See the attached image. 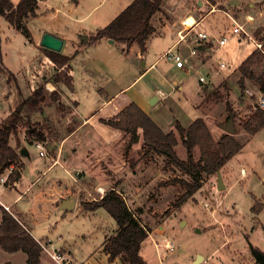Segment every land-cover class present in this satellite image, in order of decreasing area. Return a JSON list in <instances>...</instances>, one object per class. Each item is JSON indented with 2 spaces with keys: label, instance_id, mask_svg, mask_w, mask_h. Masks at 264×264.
<instances>
[{
  "label": "rangeland",
  "instance_id": "rangeland-1",
  "mask_svg": "<svg viewBox=\"0 0 264 264\" xmlns=\"http://www.w3.org/2000/svg\"><path fill=\"white\" fill-rule=\"evenodd\" d=\"M16 1L13 0L14 3ZM49 1L61 11L55 12L56 15L52 18L49 16L54 10L42 11L36 17H31L26 22L29 37L0 15V124L7 120L19 103L25 101L20 110L21 122L17 124L16 135L11 136L12 144L17 136H23L21 145L26 144L24 137L26 140H35V131L42 132L44 136L43 142L36 141L41 143L44 156L39 155L40 148L36 145H29L30 156L25 158L23 165L24 182L28 183L39 169L50 163L49 156L55 153L60 136L79 124L81 117L91 113L92 117L77 128L82 129H75L64 140L66 142L62 153L63 164L70 169V162H73L82 170L71 171L70 178L62 168L56 166L44 177L47 179L59 174L62 179H67L72 188L74 187L70 193L74 194L77 203L67 211L54 208L48 214L47 220L40 221L37 227H32L34 235L41 238V241L49 237L54 243L52 247L69 253L79 263L122 264L118 257L114 258V263L111 262L103 249L104 240L116 230L115 220L103 208L85 210L79 204L81 198L90 202L100 199L101 194L97 187L106 191L112 185L122 190L128 207L140 213L139 219L157 243H162L164 238H168L175 244L172 251L159 247V258L151 237L147 236L141 244L140 254L149 264H258L251 254V247L264 252V211L256 214L258 218L254 214L256 209L264 207V125L254 134L245 131L243 122L257 107L255 96L249 98L257 84L247 80L244 95L240 96L236 80L239 70L236 68L232 71L253 47L258 49L255 43L245 37V42L236 44L234 37L237 34H232L230 21L218 13L221 11H213L216 13L211 17L223 19L220 30L228 36V40L223 48L215 49L211 55L209 64L213 65L210 68L199 65L193 69L178 70L168 58L162 57L155 69L144 77L137 78L123 90L128 89L124 94L127 98L130 95H138L141 89L146 90V86L150 84L165 93L168 87L161 83L162 78L158 72L168 78V81L177 79L178 83H182L183 89L177 88L167 95V99L158 98V101L150 106L151 114L162 124H166L167 118L179 119L182 124H186L192 118L202 117L215 139L224 132L221 126L229 121L231 114L233 115V135L242 143V147L223 166L222 177L226 187L216 188L217 181L216 186L213 184L217 178L216 174L204 176L203 182L193 195L176 207L174 202L185 187L179 182H165L175 177L189 180V177L181 171H171L167 168L163 156L151 153L143 157L140 128L135 140L134 135L115 130L100 121L103 115H113L109 107L99 108L101 95L96 89L102 87L110 92L130 81L136 70L142 66L143 59L137 56L136 50L126 53L122 49L125 44L121 42H116L107 52L85 48L70 60L74 72V90L65 87L63 83L53 84L50 79L57 67L35 46V39L43 27L70 34L76 24L62 7V0ZM120 1L123 0H103L82 23L83 27L88 30L106 25L117 14L114 13L113 7H116L117 3L121 4ZM195 1L163 0V12L155 14L153 19L155 26L165 15H180L191 4L195 5ZM234 1L244 7V10H248L250 3H253V24L264 22V0ZM225 2L228 3V0L213 1L216 9H224ZM204 4L206 6L203 11H206L210 4L205 0ZM42 8L40 5L39 11ZM259 8L263 10L261 16L258 15ZM240 10L234 15L243 23V12L240 14ZM262 27L264 29V26ZM245 28L252 29L249 24H246ZM206 31L219 37L218 33L210 29ZM170 40V34L159 35L155 32L150 48L144 56L146 64L155 59L160 48ZM97 54L107 55L111 61L116 59V62H113L115 68L110 66L107 69L95 62ZM119 54L124 57L118 59ZM220 60L226 63L229 60L230 65L227 63L226 67L221 68ZM2 65L14 75L10 76L2 71ZM228 70L232 71L231 74L224 76L229 73ZM199 76H204L208 84L216 83L219 77L223 76L220 82L224 81V84L218 86V82L213 86L200 88ZM48 83L53 87L50 88ZM213 88L219 96L212 91ZM35 89H40V95L29 100ZM199 89L198 99L196 91ZM53 91L57 94H53ZM74 99L78 101L77 105H74ZM175 150L179 157L185 158L186 149L181 140ZM194 156H199L197 147L194 149ZM88 165H91L92 169L89 170L90 174L86 175L84 170H87ZM241 166L246 170L245 175H241ZM5 173H8L7 170ZM94 182L99 183V186L92 185ZM254 200L257 201L255 211L252 208ZM204 201L208 203L207 207L202 205ZM28 226L31 229L30 225ZM17 254L19 253L7 252L0 248V264H22ZM41 255L43 262L51 263L44 249Z\"/></svg>",
  "mask_w": 264,
  "mask_h": 264
},
{
  "label": "trees",
  "instance_id": "trees-1",
  "mask_svg": "<svg viewBox=\"0 0 264 264\" xmlns=\"http://www.w3.org/2000/svg\"><path fill=\"white\" fill-rule=\"evenodd\" d=\"M38 1L17 0L14 3L13 0H0V15L29 37L26 20L35 14ZM162 1L131 0L106 25L90 34L88 43H94L101 38H108L115 42L124 43L123 50L125 52L133 44H137L140 51L143 52L147 40L156 31L151 23V18L161 9ZM39 50L57 67V71L50 81L55 85L63 83L65 87L73 89L72 77L68 73L73 55L68 56L45 47H39ZM1 70L10 76L14 75L9 69H4L3 65ZM238 70L237 84L240 89V96L244 95L247 80L256 83L258 89L264 93V53L261 50L252 51L238 66ZM214 90L215 88L212 89V91ZM52 93L57 94L56 91ZM216 94L219 96L217 92ZM39 95L40 89H35L29 100H33ZM24 103L25 101L19 103L11 111L7 120L0 124V177L11 168L4 184H12L21 179V169L24 165L20 160L18 151L21 144L17 140V143L12 145L10 139L11 136L16 135L17 124L21 122L20 110ZM230 116L233 118L232 114ZM100 121L123 133L132 135H135L140 128L144 147L142 156L145 157L151 153L163 156L167 168L171 171H181L189 177V180L175 177L165 182H179L185 187L183 193L174 202L176 207L188 199L201 185L204 176L216 174L242 147V143L233 134L226 131L215 139L202 117H196L187 126H183L178 120H175V129L164 131L135 102L128 103L113 116L101 117ZM263 125L264 108L259 107L254 108L250 117L243 122L245 131L250 134H254ZM177 135L186 149L185 158L179 157L175 150V146L178 144ZM35 138L36 141L43 140V133L35 131ZM26 142L31 144L34 141L28 139ZM196 147L199 149L197 158L194 156ZM79 204L85 210L103 208L115 220V232L103 242V249L110 260L118 257L122 264H148L140 254V247L148 236V230L139 217L128 207L120 191L112 186L105 191L100 199L90 202L81 198ZM255 204L252 206L254 211ZM259 210V208L256 209V212ZM0 248L7 252L18 250L24 252L26 259L22 264H52L42 261L40 240L32 235L31 229L25 221L4 207H1Z\"/></svg>",
  "mask_w": 264,
  "mask_h": 264
},
{
  "label": "crops",
  "instance_id": "crops-1",
  "mask_svg": "<svg viewBox=\"0 0 264 264\" xmlns=\"http://www.w3.org/2000/svg\"><path fill=\"white\" fill-rule=\"evenodd\" d=\"M80 1H81V3H80ZM102 2H103V0H62L61 5L68 12L69 18L76 24L75 28L70 32V34H68V32H66V31L51 30V29H55V28L50 29L47 27H43L41 29V32L38 33V36L35 39V46H37V48L38 47L49 48V49L55 50L59 53H63V54L68 55V56H72V55L76 56L79 51H82L85 48H94V50L97 49L99 51L107 52V50H109L111 47H113V45L116 42L115 41L110 42V40L108 38H101L94 43H88L90 34H92L96 29L100 28L101 26L87 30L82 25V23L87 19L88 15L91 13V11L95 7H97L99 4H101ZM120 2H121V4L117 3L116 7H113L114 13L118 14L127 4H129L131 2V0H126V2H125V0H123ZM228 3L230 5H228ZM228 3H226V6L224 5L225 6L224 9H226L227 11L232 13L233 15L236 14L238 9H241L239 11V13L241 14L243 12L242 17H243L244 25L249 24V26H251V28H252L251 30H249L247 28L249 34L253 37V39L255 41H259V42L264 43V34H263L264 29L262 27V26H264V22H262L260 24H256V25L253 24V22L255 21L254 14L251 12V9H252L251 6H253V3H250V7L248 8V10H244V7H240L239 4H236V2L234 0H228ZM40 5L43 6L41 11H39ZM53 5L54 4L49 0H39L38 6L35 10V14L32 16H29L27 18L26 22H28L31 17H34V16L36 17L37 14L42 13V11L49 12L51 10H54V13L52 15H50L49 18L54 17L56 15L55 12H59V11H61V9L57 5H54V6ZM162 6L163 5H161V9L158 12H156L155 14H157V13L161 14V12H163ZM205 6L206 5L204 4V0H196L195 5L191 4L186 10H184V12H181L180 15H177V16L175 15V17L174 16L170 17L168 15H165L162 19L158 20L157 26H155L154 21H153V19L155 17V14H154L151 18V23L153 24V26L156 29L155 32L158 33L159 35L170 34L171 40L168 43H166V45L163 48H160L159 55L155 59L150 60L148 62V64H146V58L144 56L146 55L147 51L150 48L152 36L149 37V39L147 40L146 47H145V50L143 52L140 51L137 44H133L132 46H130L128 48V50L126 51V53H129L131 50H136L137 56L140 57L141 60L143 59V61L141 62L142 66L136 70L133 78L130 81L120 85L118 88L112 89V90H110V92L107 89H104L102 87H99L98 89H96V91L99 93V95H101V105L99 106V108L103 109L105 107H109V109L112 111L111 115H114L121 108H123L125 105H127L128 103L135 102L142 110H144L146 113H148L151 116V118H153V120L162 128V130H164V131L174 130L175 129L174 122H175V120L179 121V119L173 120V119L167 118L166 124H162L160 122V120L159 121L156 120L157 118H155L153 116V114H151L150 106H152L155 102H157L158 98L167 99L168 96L170 94H172L177 88L182 90L183 89L182 83H178L177 79H172V81H168V78H166L160 72H158V74L162 78L161 83L164 84V86L168 87V89L166 90L167 92H165L166 93L165 97H159L157 90H161V89L159 87L155 88V87H153V85L150 86V84H148L149 86H146V90L141 89L140 93H137L138 95H136V94L132 95V96L130 95V97H127V98L124 97V94L128 89L125 91H123V90L126 89L127 87H129L137 78H139L141 76L144 77L146 74H148L153 69H155L158 61L162 58L161 57L162 53L167 48L171 47L175 43V41L177 39V31H178V29L181 28L180 21L183 17L192 16L197 21L202 19L197 24L196 30L197 29H202V30L210 29L211 31L218 33L219 36H225V33L221 32V30H220V28L222 27V25L224 23L223 19L220 17H211V15H213L216 12H211L209 14H206L207 10L203 11V8ZM218 13H221V15L225 19L229 20L224 15L223 12H218ZM262 13H263V10L261 8H259L258 9V15L261 16ZM81 29H84V30H81ZM155 32H154V34H155ZM232 34H237L234 37L236 44H242L243 42H245V40L248 39L247 37H246L247 38L246 39L245 36L240 34V33H232ZM83 35H86V37H87L86 41L83 40V38H82ZM46 38L51 39V41H53V44H55V46H48V45L44 44L43 39H46ZM260 38H262V39H260ZM248 40H250V39H248ZM186 42L189 45H194L196 43V37L195 36H187ZM186 42L185 41L179 42L178 44L175 45V49H177L183 56H186L189 62L193 63L194 66L206 65V66H208V68H210L213 65V64H209V60H210L211 55L213 54V52L217 48H214L212 50L211 49L212 44L207 45L205 47L200 46L197 48V54L196 55L188 56L189 47L186 45ZM122 44H124V43H122ZM224 46H222V48ZM123 47H122V49H124ZM218 48L220 49L221 47H218ZM255 49L256 48L253 47V49L245 56V58ZM122 52L123 51H121V53ZM44 57L47 58L46 56H44ZM123 57L121 56V54H119V56L117 55L118 59H122ZM110 59H112V58H110ZM229 59H231V58H229ZM94 61L98 62L101 66H103L107 69L110 68V66H112V68H115V64L113 62H116V59L111 61V60H109V56H107V55L105 56L103 54H100V55L97 54V57L94 58ZM169 61L172 62L174 64L175 68H177L178 70L179 69L181 70L182 68H186L188 70L187 66H185V65L182 67H177L175 65L174 61H172L170 59H169ZM220 61H222V60H220ZM227 63H229V65H230L229 60L227 61ZM227 63H226V66H227ZM240 64H238L236 67H233L232 71L236 68L238 69V66ZM232 71L228 70L229 73H227L224 76L230 75ZM68 73L72 77V84H73V90H74V88H75L74 87L75 86L74 79H73L74 72L70 68ZM111 77H113V76H111ZM222 77L223 76H220L219 80L216 83H211V84H208L206 82V78H205V81H203V82H200L198 79V81L200 82V88L206 87V86L207 87L213 86V84H218V82H220V80H222L221 79ZM238 77L236 78V80L238 79ZM113 78H111V79H113ZM222 83L224 84V81H221L218 84V86L223 85ZM152 89H154V90H152ZM209 89H211V87H209ZM161 91H163V90H161ZM199 91H200V89L196 91L198 99L200 98V96L198 94ZM152 95H154V96H152ZM77 104H78V101L76 99H74V105H77ZM104 116L105 115H103V117ZM90 117H92V113L86 117H81L79 124H77L73 128H70V130H68L64 135L59 137V142H58V145L56 146L57 148L55 147V153L52 156L51 155L49 156L50 163H48L43 168L39 169L37 174L34 175L33 177H31V180L28 183L24 182L23 168L21 169V179L19 181H15L12 184H4V183L0 182V221H1V207H4L7 210H9L10 212L15 213L16 215H18L22 219L24 218L25 223L27 225H30V227H31L32 235L36 239H41V238L36 237V235H34L32 227L33 228L37 227L40 225V221L47 220L48 214L50 212H52L54 210V208H58L59 210H64V211L69 210L70 208L69 209H61L59 207L62 200L65 198L72 197L75 200L74 206L72 208L75 207V205L77 203L76 198L74 197V194L70 193V191L72 189H74V187L72 188L71 184L69 183V181L67 179H62L59 174H55V175H53L47 179H44V177L48 174V172H50L56 166H59L60 168H62L64 170V172L69 177L71 176L70 174H72L71 171L77 170L78 172H80L82 170L79 166H76L78 164H74L73 162L71 163L70 160H69V162H70V164H72L71 165L72 168L68 169L67 166H65L62 162V157H63L62 153L64 150V144L66 142L64 140L68 137V135L70 133H72L75 129L77 130V128L80 127L84 122H86ZM194 119L195 118L190 119L186 124H182L180 121L179 122L183 126H187ZM80 129H82V127L79 128L77 131H79ZM115 130H117V129H115ZM22 138H23V136L22 137L17 136L14 138L15 143L12 144L11 139H10V143L12 145H15L17 143V140H19V142L22 143V141H23ZM123 138H124V136H123ZM24 140L26 141L25 137H24ZM177 140H178V143H179V140H181L178 135H177ZM33 141L34 142L31 144L24 142L26 144L20 145V147L18 148V151H20V149L22 147H25L28 151L29 145L30 146L35 145L36 139ZM39 141L43 142V140H39ZM129 152H130V149H129ZM29 156H30L29 151H28V156L20 155L21 162H23V164H25V158L29 157ZM41 156H44V155H41ZM87 160H89V159H87ZM12 166H14V165L12 164ZM223 166L221 167V169L219 171L221 173L222 182H223L224 188H225L226 186H225V183H224L223 177H222L224 175L223 174L224 173ZM49 168H51V169L48 171ZM91 169H92V166L88 165L87 170H84L86 175L90 174L89 170H91ZM6 174L7 173L4 172L2 174V176L6 175ZM243 174L244 175L246 174V170L244 167L241 166V175H243ZM209 176L210 175H208V177ZM216 177H217V175H216ZM215 181H217V178L215 179ZM92 185L99 186V183L95 184V182H94V184H92ZM110 187H112V185H110ZM117 190H118V188H117ZM118 191H120L121 194L124 196V194L122 193V190H118ZM65 193H66V195H64ZM193 193L191 195H193ZM255 200H254L253 205L255 203H257V201H255ZM263 211H264V207H261L259 212L255 211V213H254L255 217L258 218L257 215ZM133 212L137 216L140 217V215H139L140 213L138 211L134 210ZM148 236L151 237V240L153 239L155 242H157L150 233H148ZM152 243H153V241H152ZM53 246H54V243H53ZM11 253H19L16 256L22 260V263H24V261L26 259V255L24 252L18 250V251L11 252ZM106 256H108V255H106ZM41 259H42V255H41ZM111 262L114 263V259H112ZM148 264H149V262H148Z\"/></svg>",
  "mask_w": 264,
  "mask_h": 264
},
{
  "label": "built area",
  "instance_id": "built-area-1",
  "mask_svg": "<svg viewBox=\"0 0 264 264\" xmlns=\"http://www.w3.org/2000/svg\"><path fill=\"white\" fill-rule=\"evenodd\" d=\"M205 1L208 4H210V8L207 10L206 14L211 13V12L216 11V10L223 12L224 15L230 21L231 32L232 33H240V34L244 35L245 37H247L248 39H251L255 43L256 47L264 53V47H263L264 43L259 42V41L258 42L255 41L253 39V37L249 34L248 30L245 28L244 23L240 22L229 11H226L224 9H219V8L216 9L215 8V4L213 3V1H218V0H205ZM190 17L192 18V20L187 21ZM201 20L202 19L197 21L192 16H185L184 18H182L180 21L181 28L178 29V31H177V39H176L175 43L171 47L167 48L162 53L161 57H166V58L174 61L175 65L177 67H182L185 65V66H187L188 69H193V67H194L193 63L189 62L186 56H183L177 49H175L176 44H178L179 42H182V41L186 42L187 36H195L196 37V43L194 45H189L186 42V45L189 47L188 56L196 55L197 54V48L200 46L205 47L207 45L212 44V48H211L212 50L214 48L224 46L228 40V36L216 37L215 35L209 34V32H207L206 30H202V29L196 30V26ZM219 66L221 68L225 67L226 62L220 61ZM199 81L200 82L205 81V77L199 76ZM157 92H158V95L160 97L166 96V94L161 90H157ZM251 94L252 95H249V98L255 96V107L257 106L259 108H264V93L261 90H259L258 87H255V89L252 90ZM35 145L38 148H40L39 154L44 155L41 144L39 142H36ZM10 169H8L7 172H9ZM5 180H6V176L0 177L1 183H4ZM213 184L216 186V181H214ZM97 190L101 194L100 195V198H101L103 196L105 190L103 191V189L101 187H97ZM202 205L207 207L208 203L206 201H204V202H202ZM152 241H153V245L155 247V250H156L158 256H159V250H158L159 247L164 248L165 251H172L175 248V244L168 238H164V241L162 243H157L153 239H152ZM40 244L42 246V250L44 249V251H46L48 253L52 264H83V263L77 262V260L74 259V257L71 256L69 253H67L65 251H60V249L57 247H52L53 242H52V240H50L49 237L46 238L45 241L40 240ZM159 258H160V256H159Z\"/></svg>",
  "mask_w": 264,
  "mask_h": 264
},
{
  "label": "water",
  "instance_id": "water-1",
  "mask_svg": "<svg viewBox=\"0 0 264 264\" xmlns=\"http://www.w3.org/2000/svg\"><path fill=\"white\" fill-rule=\"evenodd\" d=\"M82 38L84 41H86V39H87L86 35H83ZM109 40H110V42L113 41L112 39H109ZM222 128L227 133L233 134L235 132V128L233 126V118L231 117L225 125H222ZM134 137H135V140H137L138 134L136 133L134 135ZM19 154L22 156H28V151L25 147H22L19 151ZM216 175H217V188L223 189L224 184L222 182L221 173L219 170L217 171ZM74 203H75V200L72 197H68V198H65L62 200L59 207L61 209H69V208H72L74 206ZM251 254H252L255 262H257L258 264H264V252L251 247ZM198 257L201 258V256H198Z\"/></svg>",
  "mask_w": 264,
  "mask_h": 264
},
{
  "label": "bare ground",
  "instance_id": "bare-ground-1",
  "mask_svg": "<svg viewBox=\"0 0 264 264\" xmlns=\"http://www.w3.org/2000/svg\"><path fill=\"white\" fill-rule=\"evenodd\" d=\"M191 20H192V18L190 17L187 21H191ZM43 42H44V44H46V45H48V46H55V44H53V41H51V39H48V38L43 39ZM48 86H49L50 88L53 87V85H52L51 83H48Z\"/></svg>",
  "mask_w": 264,
  "mask_h": 264
}]
</instances>
